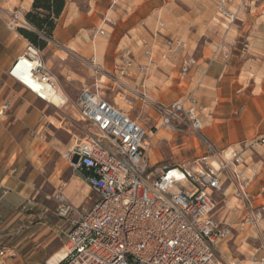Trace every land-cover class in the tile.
<instances>
[{
    "label": "crops",
    "instance_id": "0c3cea01",
    "mask_svg": "<svg viewBox=\"0 0 264 264\" xmlns=\"http://www.w3.org/2000/svg\"><path fill=\"white\" fill-rule=\"evenodd\" d=\"M64 1L52 40L40 52L49 51L61 57L58 49L65 48V55L92 59L101 69L109 70L114 69L125 49L134 54L136 63L145 64L141 41L153 45L158 56L165 38L178 39L184 46L167 61L157 62L147 74L132 67L126 78L113 83L129 104H142L139 94L163 104L192 94L203 107L200 120L205 143L217 149H236L243 142L264 135V3L240 11L238 22L231 24L217 15L216 5L214 10L203 5L198 14L189 11L180 15L164 0ZM238 1L230 2L231 10L238 9ZM31 3L0 0V106L9 102V110L0 115V251L4 250L0 264H54L69 229L61 219H53L47 209H40L33 194V186L45 165L67 150V143L54 137L44 141L52 133L48 124L53 125L58 118L8 76L10 67L29 43L18 34V29L8 28L7 16L15 12L24 16ZM104 19L111 20L113 25L106 24ZM213 21L220 22L221 28ZM167 22L178 32L168 30ZM192 26L193 31L186 33ZM184 55L190 56L194 64L187 75L180 76ZM171 86L175 93L165 97V88ZM178 92L182 95L175 98ZM244 156L245 174L250 175L252 169L258 171L250 189L256 194L264 189V152L247 149ZM150 160L153 162L151 156ZM44 176L45 181L60 187L76 211L92 206L95 198L84 178L70 172L59 159ZM226 195V205L219 206L222 210L218 207L214 217L231 226L233 234L219 243L217 253L226 263L239 260L250 264V256L258 258L264 252V220L257 227L242 225L241 204L231 190ZM218 196L215 194V199ZM263 203L264 197L257 200L258 205ZM76 211L70 214V220L77 218Z\"/></svg>",
    "mask_w": 264,
    "mask_h": 264
},
{
    "label": "built area",
    "instance_id": "2783aa9c",
    "mask_svg": "<svg viewBox=\"0 0 264 264\" xmlns=\"http://www.w3.org/2000/svg\"><path fill=\"white\" fill-rule=\"evenodd\" d=\"M231 1L216 3L217 15L231 24L238 20L240 11L264 3L239 0L238 9L231 10ZM104 22L113 25L111 20ZM7 26L11 30L28 27L18 12L7 16ZM140 45L146 63H136L134 54L123 50L112 72L115 80L126 78L132 67L147 74L157 62L167 61L184 46L178 39L165 38L163 51L156 56L153 45L147 41ZM193 64L194 60L184 55L180 76L187 75ZM95 70L100 71V67L95 65ZM8 76L36 99L58 107L48 100L57 89L56 81L32 45L15 60ZM139 95L157 116L150 128L96 92L84 89L73 103L79 120L91 131L64 157L71 170L84 178L95 199L88 210L78 212L60 190L55 194L56 216L69 222L63 256L56 264H244L239 260L226 263L220 258L216 248L233 234V228L214 215L220 205H226V192L231 190L244 210L242 225L257 227L264 220V203L257 204L264 189L256 194L250 190L258 171L252 169L250 175L244 172L245 151L258 148L264 152V135L236 149H217L205 143L200 120L203 107L192 94L168 104ZM8 110L9 102H4L0 115ZM159 129L203 143L206 151L191 164L153 163L152 137ZM215 194L221 196L220 201ZM73 211L78 215L70 220ZM3 253L1 250L0 255ZM248 262L264 264V252L258 258L250 256Z\"/></svg>",
    "mask_w": 264,
    "mask_h": 264
},
{
    "label": "rangeland",
    "instance_id": "374dc122",
    "mask_svg": "<svg viewBox=\"0 0 264 264\" xmlns=\"http://www.w3.org/2000/svg\"><path fill=\"white\" fill-rule=\"evenodd\" d=\"M166 4H170L172 8H175L177 13L180 15H187L189 11H195L196 14L200 13L204 6L209 5L211 9H215L216 2L218 0H164ZM204 5V6H203ZM215 13V11H214ZM23 18L24 16H20ZM25 21V20H24ZM238 21H235L236 23ZM214 24L221 28L220 22L213 21ZM101 23H98L100 25ZM28 26V25H27ZM168 30L174 29V26L167 22ZM29 28V27H27ZM195 27H189L188 30L184 28L186 33L193 31ZM166 33V31H165ZM168 34V33H166ZM170 36V35H169ZM61 57H55L51 52H40L41 59L46 63L49 68L51 75L56 81L61 93L66 98V104L61 107H54L44 103L48 111H51L57 118L58 122L54 124H48L49 129L52 131L50 135L47 134L45 142L49 141L50 138H55L63 143H67V150L64 154L59 155L57 159L64 164L71 172L69 162L65 159V155L68 150L78 143L84 136L90 133V128L79 120V116L74 109V101L84 89L90 92H96L102 96L105 100L115 104L116 108L128 112V114L138 119L145 128H150L156 124L157 116L154 112L150 111L152 106L147 102L140 103L138 106L126 104L123 96L124 93L120 90L113 76V68L109 70H103L96 72L95 64L92 59H86L78 55H73L66 52L65 48L58 49ZM59 58H63L61 61ZM115 87V88H114ZM174 87H166L164 90L165 97L174 94ZM182 94L178 92L175 98L180 97ZM166 102H170L169 100ZM153 132V131H152ZM163 133V134H162ZM152 137V153L150 156L152 160L156 162H163L165 164H191L192 161L206 151L204 144L196 142L192 138L184 137V135L172 133L167 129H159L157 132H153ZM55 158L53 157L45 167L43 168L42 176H39L33 186V194L35 195L34 201L40 209H47L48 213L51 214L53 219L59 220L56 216L57 203L54 199L55 194L59 191L60 187L57 188L48 181H45L44 175L51 172L55 165ZM153 160V162H155ZM45 172V173H44ZM227 196V195H226ZM264 197V196H263ZM221 196L216 198L220 201ZM231 202H235L232 199ZM259 203H262L260 200ZM223 208V205H220ZM219 207V209H221ZM222 210V209H221ZM63 223L69 226V222L62 220ZM260 238H263L260 237ZM260 241V240H259ZM261 244H259L260 246Z\"/></svg>",
    "mask_w": 264,
    "mask_h": 264
},
{
    "label": "trees",
    "instance_id": "16d2710c",
    "mask_svg": "<svg viewBox=\"0 0 264 264\" xmlns=\"http://www.w3.org/2000/svg\"><path fill=\"white\" fill-rule=\"evenodd\" d=\"M31 9L24 15L29 28H18V34L30 45L43 51L52 40L56 21L65 6L64 0H31Z\"/></svg>",
    "mask_w": 264,
    "mask_h": 264
},
{
    "label": "bare ground",
    "instance_id": "6f19581e",
    "mask_svg": "<svg viewBox=\"0 0 264 264\" xmlns=\"http://www.w3.org/2000/svg\"><path fill=\"white\" fill-rule=\"evenodd\" d=\"M21 19V18H20ZM49 102L53 103L54 105L60 107V105L66 103V98L61 93L59 87L57 86V89L53 90V93L48 97ZM154 136V135H153ZM152 153V152H151ZM153 157V155H152ZM151 157V158H152ZM154 158V157H153ZM154 160V159H153ZM155 161V160H154ZM63 256V252L60 251L59 254L55 255L54 258V264L57 263V261Z\"/></svg>",
    "mask_w": 264,
    "mask_h": 264
}]
</instances>
